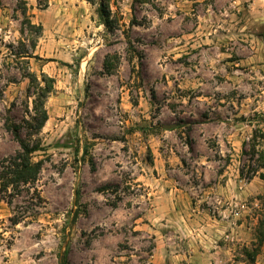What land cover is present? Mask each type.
Returning <instances> with one entry per match:
<instances>
[{
  "label": "rangeland",
  "instance_id": "obj_1",
  "mask_svg": "<svg viewBox=\"0 0 264 264\" xmlns=\"http://www.w3.org/2000/svg\"><path fill=\"white\" fill-rule=\"evenodd\" d=\"M23 1L0 0V163L25 74L54 85L38 180L0 191V264H156L192 204L243 223L230 263L264 264V0H104L109 27L100 0Z\"/></svg>",
  "mask_w": 264,
  "mask_h": 264
},
{
  "label": "crops",
  "instance_id": "obj_2",
  "mask_svg": "<svg viewBox=\"0 0 264 264\" xmlns=\"http://www.w3.org/2000/svg\"><path fill=\"white\" fill-rule=\"evenodd\" d=\"M194 208L193 204L188 210L178 206L162 217L168 220L160 225L171 227L177 234L173 236L175 246L171 251L167 248L170 242L159 233L157 254L160 258L163 254L164 261L156 264H233L229 261L243 240V223L217 218Z\"/></svg>",
  "mask_w": 264,
  "mask_h": 264
},
{
  "label": "trees",
  "instance_id": "obj_3",
  "mask_svg": "<svg viewBox=\"0 0 264 264\" xmlns=\"http://www.w3.org/2000/svg\"><path fill=\"white\" fill-rule=\"evenodd\" d=\"M23 5L25 1L19 0ZM98 14L102 18L106 27L110 25V11L104 0L99 1ZM24 13H25V8ZM29 27H35L38 33L41 26H34L26 22ZM39 35V34H38ZM29 57V56H22ZM28 80L27 93L32 98L33 115L31 121H23V124L9 123L5 121V127L10 132L19 149L15 155L4 159L0 163V191L6 193L9 189L18 195L23 190H28L38 180V176L43 166L42 160L35 161L33 156L41 150V142L38 135L48 119L47 111L44 107L45 101L53 90L54 80L46 74L41 73L38 77L35 73H26ZM0 92V96H1ZM24 125V126H23ZM264 139L263 136H261ZM18 220H12V224H17ZM264 241V230L257 238L258 246ZM251 261L254 260L253 254ZM60 263L67 264L66 252L60 255Z\"/></svg>",
  "mask_w": 264,
  "mask_h": 264
},
{
  "label": "water",
  "instance_id": "obj_4",
  "mask_svg": "<svg viewBox=\"0 0 264 264\" xmlns=\"http://www.w3.org/2000/svg\"><path fill=\"white\" fill-rule=\"evenodd\" d=\"M163 128L166 130H171V129H173V126H163Z\"/></svg>",
  "mask_w": 264,
  "mask_h": 264
}]
</instances>
